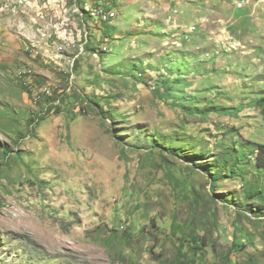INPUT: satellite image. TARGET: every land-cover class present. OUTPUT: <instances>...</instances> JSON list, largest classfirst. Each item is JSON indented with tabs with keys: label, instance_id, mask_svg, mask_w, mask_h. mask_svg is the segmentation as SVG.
Returning a JSON list of instances; mask_svg holds the SVG:
<instances>
[{
	"label": "rangeland",
	"instance_id": "rangeland-1",
	"mask_svg": "<svg viewBox=\"0 0 264 264\" xmlns=\"http://www.w3.org/2000/svg\"><path fill=\"white\" fill-rule=\"evenodd\" d=\"M85 1L0 0V264L264 263V0Z\"/></svg>",
	"mask_w": 264,
	"mask_h": 264
},
{
	"label": "trees",
	"instance_id": "trees-1",
	"mask_svg": "<svg viewBox=\"0 0 264 264\" xmlns=\"http://www.w3.org/2000/svg\"><path fill=\"white\" fill-rule=\"evenodd\" d=\"M107 11H112L117 6L116 0H106V4L104 5ZM83 12L87 13L90 19H93L90 12L85 10V6L83 8ZM90 13V14H89ZM113 19V18H112ZM111 19V20H112ZM97 20V19H95ZM110 20V21H111ZM110 21H103L100 17L98 19V24L103 25L107 23H111ZM257 163L259 166L264 167V144L257 145ZM4 153L6 155L9 154V150H5ZM200 228V227H198ZM198 228H192L188 232L189 238L184 235L179 238V246L176 254V258L174 259L175 264H208V248H212V252L214 254L215 260L214 264H232V259L228 254H223V259L219 258V246L218 243L213 240L212 234L207 231L205 228L204 235L199 234ZM262 258H264V251L262 252ZM242 264H264L258 255L251 256Z\"/></svg>",
	"mask_w": 264,
	"mask_h": 264
},
{
	"label": "bare ground",
	"instance_id": "bare-ground-1",
	"mask_svg": "<svg viewBox=\"0 0 264 264\" xmlns=\"http://www.w3.org/2000/svg\"><path fill=\"white\" fill-rule=\"evenodd\" d=\"M11 6L14 4L15 6H22L27 3H29V0L22 1V0H10ZM246 1V0H244ZM10 3V2H9ZM100 4H106V0H91L89 4L85 6V9L91 13V15H94L96 17H100L103 21H110L113 17H115L114 10L107 11L104 6V12L103 15L100 16V13L98 12V6ZM13 7V6H12ZM14 11V10H13Z\"/></svg>",
	"mask_w": 264,
	"mask_h": 264
},
{
	"label": "built area",
	"instance_id": "built-area-1",
	"mask_svg": "<svg viewBox=\"0 0 264 264\" xmlns=\"http://www.w3.org/2000/svg\"><path fill=\"white\" fill-rule=\"evenodd\" d=\"M22 1H27V0H22ZM246 2H247V0H246ZM243 7H245V6H243ZM98 12L100 13V16L103 15V12H104V4H100L98 6ZM153 88L154 89L156 88V85L155 84H153Z\"/></svg>",
	"mask_w": 264,
	"mask_h": 264
},
{
	"label": "crops",
	"instance_id": "crops-1",
	"mask_svg": "<svg viewBox=\"0 0 264 264\" xmlns=\"http://www.w3.org/2000/svg\"><path fill=\"white\" fill-rule=\"evenodd\" d=\"M87 1H88V0H86L85 2H87ZM79 15H80V16H83V14H82V13H79ZM78 18H79V16H78Z\"/></svg>",
	"mask_w": 264,
	"mask_h": 264
}]
</instances>
